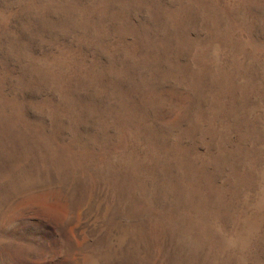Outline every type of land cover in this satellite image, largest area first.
Instances as JSON below:
<instances>
[{
    "label": "rangeland",
    "instance_id": "rangeland-1",
    "mask_svg": "<svg viewBox=\"0 0 264 264\" xmlns=\"http://www.w3.org/2000/svg\"><path fill=\"white\" fill-rule=\"evenodd\" d=\"M0 264H264V0H0Z\"/></svg>",
    "mask_w": 264,
    "mask_h": 264
}]
</instances>
